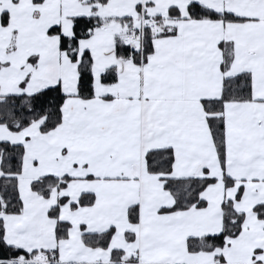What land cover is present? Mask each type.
I'll use <instances>...</instances> for the list:
<instances>
[{
	"label": "snow or ice",
	"instance_id": "6c2138e0",
	"mask_svg": "<svg viewBox=\"0 0 264 264\" xmlns=\"http://www.w3.org/2000/svg\"><path fill=\"white\" fill-rule=\"evenodd\" d=\"M0 264H264V0H0Z\"/></svg>",
	"mask_w": 264,
	"mask_h": 264
}]
</instances>
